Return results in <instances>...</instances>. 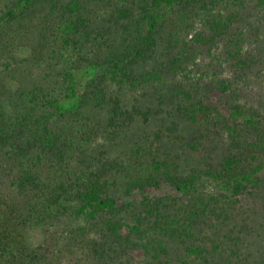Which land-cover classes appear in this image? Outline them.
Wrapping results in <instances>:
<instances>
[{
    "label": "trees",
    "instance_id": "obj_1",
    "mask_svg": "<svg viewBox=\"0 0 264 264\" xmlns=\"http://www.w3.org/2000/svg\"><path fill=\"white\" fill-rule=\"evenodd\" d=\"M99 1L17 0L15 7L0 17V42L8 34L9 19L31 13L39 15L41 30H46L43 36L48 39L42 43L47 51L37 54L43 56L40 60L31 52L37 61L29 65L36 68L34 71L24 66L14 76L15 69L8 67V61H0V264H80L82 259L94 262L96 256L103 264L104 239L109 236L120 244L122 240L124 244L130 242L133 236L136 241L132 243L142 247L146 256L153 251L143 264L167 254V239L178 237L182 239L183 263L197 261L205 259L208 249L183 237L196 240V234L186 233V228L201 219L206 223L214 201L223 197L236 206L240 195L264 199V115L231 102L234 93L229 83L222 82L216 90L198 97L182 84H175L168 88L170 94L165 93L166 100L161 101L172 118L200 124L206 130L205 136L219 134L227 139L219 162L203 158L185 171L178 155L163 154L164 149L157 145L158 132L153 139L146 138L148 151L136 143L126 158L119 157L123 152L118 148L120 144L106 148V144L97 145L100 149L94 151L101 137L111 140V135L134 122L140 108L125 91L133 92L142 82L162 81V70L139 77L133 73L139 60L154 55L163 38L172 43L167 37L174 38L175 34L165 30V22L176 15L183 24V13L189 8L209 10L205 0L202 4L201 0H109L111 12L105 17L96 8L95 2ZM241 1L233 0L226 15L212 18L219 33L237 18ZM210 3L215 5L217 0ZM257 5L264 6V0H257ZM134 19L137 34L133 44L126 43L128 37L119 40L113 25ZM194 40L207 42L198 35ZM236 45L238 48L227 54L241 69L250 68L257 55L244 56ZM182 52L172 56L170 71L185 59ZM84 72H90V76L82 79ZM31 76L33 80H29ZM224 105L227 112L221 110ZM142 115L147 119L145 113ZM167 128L177 131L175 120ZM196 141L192 139L187 145L196 149ZM152 146L155 149L151 150ZM162 182L189 203L170 196H152V188ZM205 183L215 184L222 192L203 196ZM135 194L138 199L132 197ZM226 213L224 218L218 214L223 218L219 223L209 224L214 250L219 249L216 237L224 220L233 216ZM251 213L257 211L240 207L233 217V227L225 228V236L234 228L241 231L251 227ZM79 216L92 225L87 233H102L88 238V242L84 240L77 250L86 248V252L83 250V257L74 259L70 248L76 238L74 241L70 232L64 234L62 228L69 217ZM32 229L40 231L34 241L28 238ZM81 230L85 234L87 228ZM58 232L65 235L66 256L59 247Z\"/></svg>",
    "mask_w": 264,
    "mask_h": 264
},
{
    "label": "rangeland",
    "instance_id": "obj_2",
    "mask_svg": "<svg viewBox=\"0 0 264 264\" xmlns=\"http://www.w3.org/2000/svg\"><path fill=\"white\" fill-rule=\"evenodd\" d=\"M108 1L95 2L97 4L96 8L101 11V16L107 17L111 12L112 3ZM232 1L217 0L214 5L210 3V0H205L204 2H207L209 10L198 7H195V10H190L189 8L183 13V24L179 23L177 19L180 16L176 17V15H173L165 22V30L175 34L174 38L170 39L167 37L172 43L163 38L161 44L157 46L154 55L151 58L139 60L138 64L134 66L133 73L134 77H139L148 71L162 70L164 72L162 81H155L152 84L142 82L133 92L125 91L127 98L129 100L136 99L137 101L135 102L140 108L134 115V122L129 127L117 132V134L115 133V136L111 135V140L110 138L101 137L98 144L94 145V151L100 149L97 148V145L104 146L106 144V148L107 145L120 144L118 148L123 152L119 157L126 158L136 148V143H140L148 151L147 146L150 143L146 142V138L153 139L155 133L158 132L160 139L157 141V145L164 149L165 153L163 154H168L169 156L178 155L179 165L185 171L190 169L192 164H197L203 158L214 164L219 162L226 148L227 139L219 134L205 136L206 130L203 126L180 120V118H172L167 113L168 106L161 103V101L166 100L165 93L170 94L168 88L179 83L197 97L208 90H216L222 82L229 83L230 89L234 93L231 94V98H233H229L231 102H238L244 105L245 108L264 115V6L257 5V0H242L243 6L239 9L237 18L233 19V23L223 33H219L217 31L218 28H214L212 18H217L221 14L222 16L226 15L231 10L228 4H231ZM202 2L203 0L199 4H202ZM16 3L17 0H0V17L6 15L8 8L15 7ZM119 4L122 3L119 2ZM129 5L128 3L125 4V6ZM31 14L32 16L25 15L9 19V25H6L9 29L8 34L0 42V61H8L10 64L8 67L15 69L14 76H17L18 68L29 66L30 64L35 65L37 61L32 58L31 52L37 55L41 50L47 51V48L44 49L42 46V43L48 40L46 39L47 37L43 36L46 30H41L43 25L39 22V15L34 14V16L33 13ZM45 27H47V24ZM125 27L129 29L125 30ZM136 29L137 22L134 19V21L120 22L113 25L112 31L119 40L122 41L123 38L128 37L126 43L133 44V38L137 34ZM197 35L204 37L207 42H196L194 38ZM176 39L177 41H175ZM236 43L241 47L242 55H257V58L255 57L256 62L250 68L241 69L240 66L235 64L236 61L227 54V52L238 48ZM168 45L170 49L165 50V46ZM180 51H183L181 56L185 59L179 64L176 63L175 71H170L168 68L170 67L172 56ZM41 57L43 56L37 55V59ZM73 58L77 59L78 57L74 55ZM5 66L6 64L3 69ZM32 69L33 71L36 70V68L29 66L28 71ZM36 74L38 77L41 76L40 72H36ZM87 76H90V72L89 75L85 72L82 73L81 77L83 79ZM31 79L33 80L34 77L31 76L29 80ZM113 87H110L111 90ZM162 94H165V96L159 98L158 96ZM226 108L227 106L225 105L221 106L223 112H227ZM143 113H145L147 119L143 117ZM75 118H78V115ZM97 118H101V116H97ZM172 120H175L177 124V131L167 128ZM192 139H197L196 142L199 143L196 149L187 145ZM150 149L153 150L155 147L152 146ZM205 185L203 196L213 197L222 192L213 183H205ZM151 195L180 198L181 203H189L186 197L172 189L166 182H162L157 188H152ZM132 197L139 198L136 194L132 195ZM237 199L239 202L236 206L228 203L223 197L218 201H214V206H211L213 207L212 211L207 213L206 223H203V219H201V222L186 228V233L194 232L197 238L195 236L196 240L191 239V237H183V239L204 245L208 249L205 259L192 262L189 260L188 263H183L184 250L182 243H180L182 239L173 237L169 238V240L167 239V254L160 255L161 257L157 259H150V264L153 262L157 264H264V199L261 200L257 196H250L249 199H246L244 195H240ZM255 201L258 203L255 204ZM242 206L254 208L257 211L256 214L251 213L253 218L250 224L252 226H248L247 229L241 231L234 228L228 233V236H225L227 232L225 228L233 227L232 225L235 221L233 217H236L237 210ZM225 212L233 216L224 220V228L221 225L222 228L216 237L219 244L215 243L219 245V249L214 250L212 247L214 238L209 231H212L209 224L212 225L215 221L219 223L224 218L223 214ZM219 213H221L223 218L218 216ZM128 215L130 214L128 213ZM124 216L126 217L127 215L124 214ZM66 224L62 228L64 229V234L70 232L74 241L76 238V242L70 248L73 258H82L83 250L86 252V248L82 251L79 249L78 251L77 248H81L85 242H88V238H92L95 235L93 231L87 233L92 225L83 216L69 217ZM81 227H84L85 230L87 228L85 231L86 235L84 230H81ZM59 233L57 235L60 240L59 247L62 248V255L66 256L65 235L61 236ZM101 233L99 231L95 236L97 237L98 234L101 236ZM122 234L127 233L123 231ZM39 235V230L32 229L29 231L28 238L34 241L38 239ZM99 235L98 237H100ZM202 236H204L203 239L201 238ZM235 236H237V240ZM129 238L131 241L126 244L123 243L124 240L120 244V241L110 236L104 239L105 254L103 264H143L144 261L146 262L148 253H153V251H149L146 256V252L143 251L142 247L132 243V241H136V238L133 236ZM76 243L79 245H76ZM99 261L96 256L94 257V262L82 259L79 263L100 264L98 263Z\"/></svg>",
    "mask_w": 264,
    "mask_h": 264
}]
</instances>
